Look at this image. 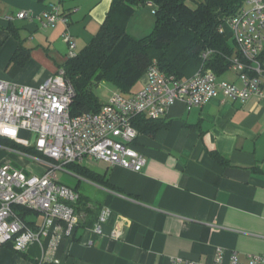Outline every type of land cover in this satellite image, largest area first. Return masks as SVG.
I'll use <instances>...</instances> for the list:
<instances>
[{
  "label": "crops",
  "instance_id": "1",
  "mask_svg": "<svg viewBox=\"0 0 264 264\" xmlns=\"http://www.w3.org/2000/svg\"><path fill=\"white\" fill-rule=\"evenodd\" d=\"M112 2L0 0V80L36 86L57 73L68 59L64 31L75 37L77 48L85 47L105 21ZM52 4L59 6L68 22L43 28L39 16ZM146 5L137 7L127 22L133 37L129 27L138 15L139 33L146 29L145 23L151 24L153 6L148 4L150 15ZM21 11L27 12L23 18L18 17ZM142 14L149 15V21L144 22ZM221 27L237 50L230 25L226 22ZM21 43L30 49L29 57L23 65L11 63ZM218 79L240 84L232 68ZM145 83L144 75L125 94ZM164 118L170 121L168 128L154 136L141 133L135 141L147 159L140 171L105 161L97 163L96 169L86 165L94 162L91 158L78 163L106 174L113 187L66 167L77 179L71 187L78 188L87 206L96 209L97 215L103 206L112 213L103 234H96L91 227L97 217L81 210L74 237H63L54 251L57 264H183L179 258L212 263L219 247L225 249L224 264L229 263L231 251H238L244 262L250 254H264V96L240 102L221 94L199 106L177 100ZM213 149L231 165L217 162L210 154ZM4 156L0 166L14 165ZM255 166L260 171L252 169ZM115 229L122 230L121 237L112 236ZM40 256L37 244L25 253L0 245V264H38Z\"/></svg>",
  "mask_w": 264,
  "mask_h": 264
},
{
  "label": "built area",
  "instance_id": "2",
  "mask_svg": "<svg viewBox=\"0 0 264 264\" xmlns=\"http://www.w3.org/2000/svg\"><path fill=\"white\" fill-rule=\"evenodd\" d=\"M26 11L18 13L23 18ZM43 28H53L58 22H68L58 5L52 4L39 16ZM227 23L238 54L231 58V68L240 84L218 79L211 69H201L192 77L177 79L163 72L153 62L146 73V83L138 91L125 94L115 91L98 112L70 113L76 95L73 81L64 68L42 83L22 85L0 80V135L30 145L42 157L33 158L43 165L38 174H27L10 163L0 166V245L10 243L25 253L37 244L41 248L38 264H54V251L63 237H74L82 215L74 206L79 194L60 181L58 170L70 163H82L86 158L119 164L140 171L146 164L145 155L135 146L139 136L133 120L137 115L158 119L169 108L183 100L188 105H203L221 94L231 101L246 102L251 96H264V0H245L242 9ZM222 31V27L220 28ZM69 45L68 57L77 52L75 37L64 31ZM211 50L203 53L204 59ZM25 131V137L21 136ZM14 206L33 213L23 217ZM111 209L103 206L91 230L103 234ZM113 237H121L115 229ZM225 249L219 247L212 263L181 258L183 264H224ZM264 254H250L244 262L238 251H231L228 264H262Z\"/></svg>",
  "mask_w": 264,
  "mask_h": 264
},
{
  "label": "trees",
  "instance_id": "3",
  "mask_svg": "<svg viewBox=\"0 0 264 264\" xmlns=\"http://www.w3.org/2000/svg\"><path fill=\"white\" fill-rule=\"evenodd\" d=\"M244 3L245 0H113L98 32L74 57H68L63 66L76 88L70 113L78 115L101 109L104 102L92 90V85L100 81L113 83L119 91L131 92L153 62L177 79L190 78L201 69H211L217 75L226 72L238 50L220 28ZM146 4L153 6L155 25L149 34L135 38L128 32L127 22L137 7ZM207 50L211 53L204 59L203 53ZM29 53L30 49L21 43L11 63L23 65ZM133 124L139 134L154 136L157 131L168 128L170 121L164 117L153 119L137 115ZM0 145L42 156L33 146L6 136L0 135ZM210 154L220 164L231 165L217 150H210ZM67 168L98 184L113 187L106 174L86 165L70 163ZM252 169L260 171L256 166ZM74 206L78 213L84 210L98 218L99 213L87 206L82 194ZM14 208L24 218L33 213L22 206ZM6 245L12 247L10 243Z\"/></svg>",
  "mask_w": 264,
  "mask_h": 264
},
{
  "label": "rangeland",
  "instance_id": "4",
  "mask_svg": "<svg viewBox=\"0 0 264 264\" xmlns=\"http://www.w3.org/2000/svg\"><path fill=\"white\" fill-rule=\"evenodd\" d=\"M146 6L149 7L148 4ZM149 13L151 15V7H149ZM142 15L144 18L143 19L144 22H145V19L149 21L150 19L149 15L148 17L145 14H142ZM152 15L153 16H151L152 18H151L150 26L148 25L147 27V24L145 23L144 28L146 29H144V31H142L141 33L138 32L139 30L137 28V25H139L140 23L138 19H140L141 14L138 15V18L136 17L134 18V20L131 21L129 30L134 36H136L135 38H140L146 34H149L153 30L156 17L154 14ZM81 48H82L81 46H79V48H76V52H78ZM92 90L95 92V94L98 96V98L102 102H107L115 91H119L113 83L106 81V80L93 84ZM121 92L125 93L124 91H121ZM21 136L22 137L26 136L25 131H22ZM34 136L35 135L30 136V139H29L30 146H33L35 143ZM4 155L8 156L7 159L5 158L6 161H9V162L11 161L14 165H17L18 168L25 169L30 174H38L44 168L41 163L37 162L33 158L34 156L42 157L41 155L22 152L17 149L8 148L3 145H0V159ZM97 163L104 164L102 163V161H94V162H86V165L99 169V167L96 165ZM58 176L61 182L67 185H70V186H75L77 179L75 178V176L72 175L69 169L58 170ZM27 217H30V214L27 215Z\"/></svg>",
  "mask_w": 264,
  "mask_h": 264
}]
</instances>
